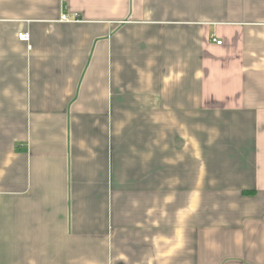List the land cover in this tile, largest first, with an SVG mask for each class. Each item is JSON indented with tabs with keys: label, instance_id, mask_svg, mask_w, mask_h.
I'll return each mask as SVG.
<instances>
[{
	"label": "crops",
	"instance_id": "obj_1",
	"mask_svg": "<svg viewBox=\"0 0 264 264\" xmlns=\"http://www.w3.org/2000/svg\"><path fill=\"white\" fill-rule=\"evenodd\" d=\"M0 264H264V0H0Z\"/></svg>",
	"mask_w": 264,
	"mask_h": 264
},
{
	"label": "built area",
	"instance_id": "obj_2",
	"mask_svg": "<svg viewBox=\"0 0 264 264\" xmlns=\"http://www.w3.org/2000/svg\"><path fill=\"white\" fill-rule=\"evenodd\" d=\"M60 20H61V22H64V23H76V22H78V16L74 15L72 17V19H68L66 16H62ZM19 39L21 41L28 42L29 41V35L28 34H20ZM213 42H216L217 45H221V42H217L215 40H213Z\"/></svg>",
	"mask_w": 264,
	"mask_h": 264
}]
</instances>
